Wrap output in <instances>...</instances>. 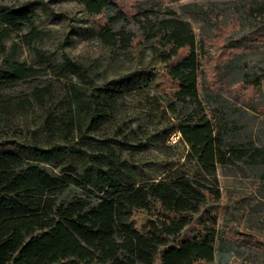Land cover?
Returning <instances> with one entry per match:
<instances>
[{
  "label": "trees",
  "instance_id": "obj_1",
  "mask_svg": "<svg viewBox=\"0 0 264 264\" xmlns=\"http://www.w3.org/2000/svg\"><path fill=\"white\" fill-rule=\"evenodd\" d=\"M76 1L103 44L120 50L148 44L164 64L162 74L172 88L163 93L165 109L161 102L153 107L177 118L174 128L189 147L187 160L196 163L197 173L176 169L161 180L136 183L114 139L76 147V139L105 136L124 98V85L113 81L95 87L82 65L67 55L63 62L51 64L50 56L36 46L43 30L36 25L33 8L0 5V90L51 73L65 91L57 94L49 83L29 94H0L2 118L30 110L43 114V133L33 132L30 143L0 141V264H212L217 257L226 260L230 249L227 239L219 237L215 207L205 209L208 223L201 232L187 239L182 234L194 223L193 215L209 201L221 199L218 165L264 160V146L256 141L259 133L251 131L246 141L239 138L240 112L264 115L262 76L244 53L223 61L219 68L223 82L234 75L228 85L245 86L254 95L243 101L242 108L233 109L222 97L212 100L201 93L200 86L208 89L200 78L206 39L198 41L190 23L176 11L169 9L164 15L155 9L139 11L133 16L141 31L138 37L116 28L128 19L115 0ZM110 10L115 15H107ZM243 12L261 17L264 4L243 7L239 13ZM235 23L231 19L226 28L233 29ZM14 38L18 41L13 42ZM24 48L33 53L35 65L19 60ZM47 164L59 172L49 171ZM72 187L82 194L62 200ZM138 210L150 217L142 228L132 220Z\"/></svg>",
  "mask_w": 264,
  "mask_h": 264
},
{
  "label": "rangeland",
  "instance_id": "obj_2",
  "mask_svg": "<svg viewBox=\"0 0 264 264\" xmlns=\"http://www.w3.org/2000/svg\"><path fill=\"white\" fill-rule=\"evenodd\" d=\"M115 1L128 19L119 22L117 29L123 27L140 37L141 31L133 19L134 15L146 9H155L164 15L172 9L190 23L198 41L206 39L204 54L207 57L200 78L202 85L208 89L200 86L202 94L212 100L222 97L233 109L242 108L243 101L253 95L250 88L228 85L234 75L229 79L224 76V82L221 79V64L235 53H244L246 59L252 61V68L262 76L264 93V15L239 13L243 7L264 4V0ZM25 4L33 8L36 25L43 30V38L36 46L50 56L51 64L63 62L64 55H67L82 65L95 87L113 81H119L125 87L116 118L105 136L89 135L86 141L76 139V147L86 142L99 144L106 139H114L127 171L136 183L161 180L176 169L190 175L197 173L196 163L187 160L189 147L183 142L176 145L169 143L171 135L177 132L174 128L177 118L168 111L162 114L153 107L154 103L161 102L162 109H165L167 100L163 93L169 92L172 85L162 74L164 64L148 44L127 50L103 44L86 22L87 15L76 0H0V5ZM115 13V10H110L107 15ZM239 15L244 18L240 20ZM233 18L236 26L226 28ZM14 41L18 39L14 38ZM18 58L35 65V57L27 48L22 49ZM49 83L56 87L57 94H65L64 84L59 83L51 73L8 86L0 90V94H29ZM240 117L243 128L240 141H246L250 132L254 131L259 133L257 143L264 146V115L247 111L240 112ZM120 130L123 134L118 135ZM33 132L43 133V114L40 110H30L12 119L0 117V141L30 143ZM168 132L170 135L166 138ZM45 167L51 172H59L54 165L47 164ZM217 178L221 199L218 202L209 201L199 214L193 215L194 223L184 230L182 239L201 232L203 225L208 223L205 209L215 207L219 237L227 239L230 250L225 252L229 263L224 259L221 262L217 257L212 264H264V160L258 164L235 162L218 165ZM81 194L80 189L72 187L65 192L62 200ZM149 219L147 212L142 210L136 211L132 218L137 228H142Z\"/></svg>",
  "mask_w": 264,
  "mask_h": 264
},
{
  "label": "built area",
  "instance_id": "obj_3",
  "mask_svg": "<svg viewBox=\"0 0 264 264\" xmlns=\"http://www.w3.org/2000/svg\"><path fill=\"white\" fill-rule=\"evenodd\" d=\"M181 140H182V135L179 132H175L169 138V143L172 145H176V144H179Z\"/></svg>",
  "mask_w": 264,
  "mask_h": 264
}]
</instances>
